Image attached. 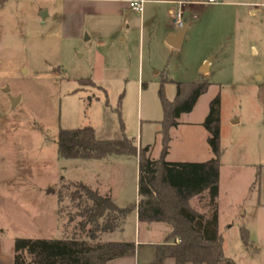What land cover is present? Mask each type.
Returning <instances> with one entry per match:
<instances>
[{"label":"rangeland","instance_id":"obj_1","mask_svg":"<svg viewBox=\"0 0 264 264\" xmlns=\"http://www.w3.org/2000/svg\"><path fill=\"white\" fill-rule=\"evenodd\" d=\"M223 1L226 5L193 6L185 20L196 24L175 48L166 40L172 16L165 5L144 4L141 47L134 14L130 22L86 16L83 32L69 37L63 1L0 0V264H13L17 238L86 237L79 228L77 202L70 199L75 182L111 193L121 207L137 203L135 154L66 159L59 154L58 137L61 129L92 126L100 139L126 135L137 147L149 146L150 157L159 159L164 77L210 83L193 111L183 113L172 128L169 162L213 158L203 123L211 101L220 96V234L230 255L231 247L233 252L247 247L245 227L249 247L264 256V90L258 85L264 84V0ZM208 60L209 70L203 73ZM163 88L173 100L175 82ZM14 97L19 98L16 104ZM234 115L242 117L241 124L231 122ZM207 201L197 197L191 205L206 212ZM147 227L137 223L133 209L122 232L100 239L132 241L140 231L141 240L157 242L158 230L169 229L165 223L153 224L152 231Z\"/></svg>","mask_w":264,"mask_h":264},{"label":"trees","instance_id":"obj_2","mask_svg":"<svg viewBox=\"0 0 264 264\" xmlns=\"http://www.w3.org/2000/svg\"><path fill=\"white\" fill-rule=\"evenodd\" d=\"M173 81L177 93L168 99L164 83ZM82 84L96 85L92 79H81ZM210 83L205 80L177 82L171 78L161 81L160 98L164 110L162 123L163 150L159 159L150 157V147H137L124 135L121 139H100L92 126L61 129L58 150L66 159L102 160L113 154H135L138 157L139 201L121 207L113 198L101 194L83 182L72 185L70 195L77 202V215L85 238L63 239L17 238L13 264H107L119 257L134 255L137 244L129 241H102L104 233L124 230L127 215L137 210L141 223H165L171 231L167 245L157 249L154 262L172 257L177 264H236L223 250L220 234L218 197L221 171V99L210 103L204 126L210 136L213 158L203 162H169L166 156L171 141L170 130L179 125L183 113L193 111L199 98L207 92ZM195 197L206 198L208 211H198L191 205ZM61 199V198H60ZM247 246L249 230L242 228Z\"/></svg>","mask_w":264,"mask_h":264},{"label":"crops","instance_id":"obj_3","mask_svg":"<svg viewBox=\"0 0 264 264\" xmlns=\"http://www.w3.org/2000/svg\"><path fill=\"white\" fill-rule=\"evenodd\" d=\"M61 1H63V3H64V29H65V33H67V35L69 37H77L81 32H83V30L85 28L84 27V19L86 16L87 17L88 16L120 17V18H125L126 21H129V19H131V14H134L133 16H135V18L139 21L140 36H141V47H142V44H143L142 30L144 29L145 17H146V15H144L145 9L143 10V12H138V11L132 10L129 6V0H61ZM144 1H145L144 4L145 3L146 4L147 3L148 4H158L159 6L165 5L168 8L167 13H169V15L172 16V18H171L172 29L169 26L166 27V31H167L166 35H168V37H169L170 34L175 33L176 31L179 30L174 25L175 14L178 11V9L180 8L179 2L184 1L187 3L183 7V9L185 11L184 19H186V15L194 13L193 6H196L199 3L204 4L203 2L206 0H201V1H197V0H144ZM226 3L227 2L224 3V1L222 0L219 5H226ZM190 6H191V8H190ZM253 11L257 12V9H255ZM185 22L191 23V25L188 27L187 31L189 30L190 27H193L196 24L195 22L191 21L190 19L185 20ZM124 24H125V22H124ZM124 24H123V26H124ZM130 27H131L130 24L128 26H125V28H128V29ZM168 37H167V39H168ZM185 39H186V35H185L183 43L185 42ZM124 41H126V37L122 39V42H124ZM210 61L211 60H208L206 62V63H208V66H207L208 70H209ZM205 64L202 67V69L205 67ZM258 85H259V90L263 92L264 84L260 83ZM231 122L233 124H241L242 123V117H238L237 115H234L231 117ZM171 130H170V134H171ZM162 142H163V137H162ZM168 153H169V150H168ZM167 156H168V154H167ZM220 190H221V171H220ZM220 190H219V195H220ZM110 196L113 198L111 193H110ZM195 198H197V197H195ZM138 201H139V196H138ZM259 206H261V203L259 204ZM219 215H220V213H219ZM136 219H137V223L140 225L141 222H139L137 210H136ZM146 224H148V223H146ZM153 224H155V223L148 224L149 225V227H147L148 231H152V228H153L152 225ZM170 231H171L170 226H169V229L163 227L160 230H158V232L160 234V240H158L157 242H153L152 240H144V241L141 240L140 239L141 235H140V231H139L137 233L135 240L129 241V242H135L137 244L135 254L116 258L114 260L109 261L107 264H177L176 260L172 257H166L160 263L154 262L157 249L163 245L169 244L166 242V237L170 233ZM222 237H223V250H224L225 255L227 257L233 259L236 262V264H245V263L248 264V262H249V264H255L254 262L256 260H259V258L263 260L264 256H262L263 253H262L261 249L256 248V250L252 251L251 248H253V247H249L247 245H246L247 247H237L236 252H233L234 248L231 247V250H232L231 253L232 254L229 255L226 251L227 247H225V238L223 235H222ZM149 246H151V247H149ZM235 253H236V256H235ZM262 260H261V262H263ZM260 263H256V264H260ZM186 264H193V263L188 262ZM261 264H263V263H261Z\"/></svg>","mask_w":264,"mask_h":264},{"label":"built area","instance_id":"obj_4","mask_svg":"<svg viewBox=\"0 0 264 264\" xmlns=\"http://www.w3.org/2000/svg\"><path fill=\"white\" fill-rule=\"evenodd\" d=\"M221 1L222 0H206L203 3L204 4H213V3H220ZM144 2H145L144 0H129V6L134 11L143 12ZM186 4L187 3L184 1L179 2L180 8L178 9V11L176 12L175 17H174V25L178 29H182L186 24L185 19H184L185 11L183 9V7Z\"/></svg>","mask_w":264,"mask_h":264},{"label":"water","instance_id":"obj_5","mask_svg":"<svg viewBox=\"0 0 264 264\" xmlns=\"http://www.w3.org/2000/svg\"><path fill=\"white\" fill-rule=\"evenodd\" d=\"M46 12H43L42 13V16L45 15ZM191 25V23H186L185 26L182 28V29H179L178 31H176L175 33H172L170 34V36L168 37L167 39V42L172 46V47H175V48H179L182 46V43L184 41V38H185V35H186V32H187V29L188 27ZM208 63L205 64V67L202 69V72L203 73H206L208 71ZM9 90V89H8ZM19 100V98L17 97H14L12 98V102L13 104H16L17 101Z\"/></svg>","mask_w":264,"mask_h":264}]
</instances>
